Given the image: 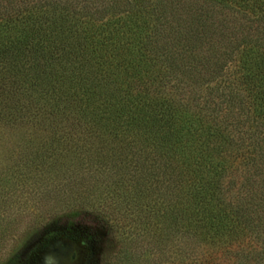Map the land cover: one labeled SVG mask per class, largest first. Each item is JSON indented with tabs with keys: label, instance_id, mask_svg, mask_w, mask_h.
<instances>
[{
	"label": "trees",
	"instance_id": "trees-1",
	"mask_svg": "<svg viewBox=\"0 0 264 264\" xmlns=\"http://www.w3.org/2000/svg\"><path fill=\"white\" fill-rule=\"evenodd\" d=\"M33 210L101 264H264V0H0V264Z\"/></svg>",
	"mask_w": 264,
	"mask_h": 264
},
{
	"label": "rangeland",
	"instance_id": "rangeland-1",
	"mask_svg": "<svg viewBox=\"0 0 264 264\" xmlns=\"http://www.w3.org/2000/svg\"><path fill=\"white\" fill-rule=\"evenodd\" d=\"M46 209L57 210L53 206L43 208ZM34 213L36 210L26 217L27 221ZM51 219L55 220L54 223H44L33 234L35 226L28 221L29 226L22 228L21 233L5 240L8 245L4 243L1 247L5 253L4 264H62L61 257L71 247L76 249L75 264H101L100 253L109 237L101 223L79 217L67 224V219L60 218L59 215H54Z\"/></svg>",
	"mask_w": 264,
	"mask_h": 264
},
{
	"label": "water",
	"instance_id": "water-1",
	"mask_svg": "<svg viewBox=\"0 0 264 264\" xmlns=\"http://www.w3.org/2000/svg\"><path fill=\"white\" fill-rule=\"evenodd\" d=\"M76 258V249L71 247L69 251H67L63 257H61L62 264H75Z\"/></svg>",
	"mask_w": 264,
	"mask_h": 264
}]
</instances>
